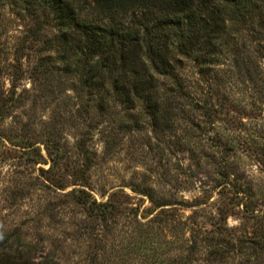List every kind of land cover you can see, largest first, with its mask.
Segmentation results:
<instances>
[{
  "label": "rangeland",
  "instance_id": "1",
  "mask_svg": "<svg viewBox=\"0 0 264 264\" xmlns=\"http://www.w3.org/2000/svg\"><path fill=\"white\" fill-rule=\"evenodd\" d=\"M252 27L204 71L181 65L198 107L123 124L125 109L96 108L55 61L48 13L0 0V243L35 264H264V25ZM80 189L108 200L104 217Z\"/></svg>",
  "mask_w": 264,
  "mask_h": 264
},
{
  "label": "trees",
  "instance_id": "2",
  "mask_svg": "<svg viewBox=\"0 0 264 264\" xmlns=\"http://www.w3.org/2000/svg\"><path fill=\"white\" fill-rule=\"evenodd\" d=\"M15 1L48 13L57 31L55 61L80 77L96 108L125 109L129 114L123 124L127 119H155L182 104L198 107L201 92H191L189 88L196 87L180 71L185 60L204 71L208 60L226 50L234 33L264 25V0ZM47 66L39 62L37 72H53L55 64ZM84 145L80 139L75 143L79 150ZM79 192L76 202L104 217L108 200ZM0 264L35 263L0 243Z\"/></svg>",
  "mask_w": 264,
  "mask_h": 264
}]
</instances>
